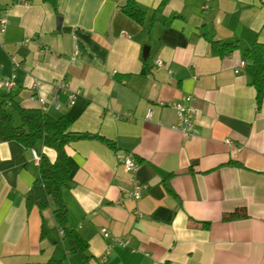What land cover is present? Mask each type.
<instances>
[{"label": "crops", "instance_id": "0c3cea01", "mask_svg": "<svg viewBox=\"0 0 264 264\" xmlns=\"http://www.w3.org/2000/svg\"><path fill=\"white\" fill-rule=\"evenodd\" d=\"M128 1L58 0L54 9L44 0H0L8 13L0 80L15 75L12 102L42 110L44 98L49 116L118 147L82 140L67 148L73 180L63 199L70 226L88 243L86 261L69 253L53 209H27L39 176L33 150L1 143L0 264H46L57 243L63 264H264V103L258 110L239 69L244 52L264 44V0H169L158 11L163 0H134L147 14L142 25L121 11ZM212 41L239 48L216 57ZM62 82L56 108L53 85ZM186 96L198 110V134L189 138L172 129L178 114L169 106ZM35 151L56 159L42 144ZM126 155L140 165L134 174L121 162ZM134 181L149 186L137 202L128 195ZM241 210L246 218L223 220Z\"/></svg>", "mask_w": 264, "mask_h": 264}, {"label": "trees", "instance_id": "16d2710c", "mask_svg": "<svg viewBox=\"0 0 264 264\" xmlns=\"http://www.w3.org/2000/svg\"><path fill=\"white\" fill-rule=\"evenodd\" d=\"M54 9H57L58 0H44ZM169 0H163L157 11L165 6ZM121 11L135 23L142 25L147 19V14L134 0H129ZM156 21L155 15L151 19L152 25ZM239 48L238 44L221 41L211 42L212 55L225 58ZM246 71L250 85L256 91V104L260 110L264 103V44L255 43L244 52ZM11 95H6L0 100V144L16 142L28 150H36L39 144L56 153V159L51 162L45 155H41L39 162V176L34 181L31 190L26 195L28 211L33 208L40 213L53 207V216L57 226L62 232L63 239L68 243L70 254L81 253L84 259L88 251V243L82 235L70 226L68 208L63 199L64 190L68 189L73 180V168L70 164L67 148L78 141L96 140L113 151L118 147L112 140L98 134L77 133L72 130V123L66 117L55 119L40 109H26L12 102ZM9 102V103H8ZM9 106L14 109L20 124L16 125L15 117L8 111ZM243 210L225 214V222L246 218ZM48 234L47 228L42 224L41 239ZM67 254L57 243L52 257L46 264H63Z\"/></svg>", "mask_w": 264, "mask_h": 264}, {"label": "built area", "instance_id": "2783aa9c", "mask_svg": "<svg viewBox=\"0 0 264 264\" xmlns=\"http://www.w3.org/2000/svg\"><path fill=\"white\" fill-rule=\"evenodd\" d=\"M8 23V13L7 10H2L0 7V33H4L6 31ZM156 65L162 66V62L160 60L156 61ZM246 62L242 61L240 63L241 68H246ZM239 69L236 70V73L239 72ZM15 75H13L10 79L6 80H0V87H2L6 95L12 94L14 88L16 87V81H15ZM34 88L37 89V84L34 85ZM67 84L65 82L62 83H55L53 85L52 90V100L55 104L56 108L60 107V103L57 101V93L61 90H66ZM79 92H75L73 95L70 96V105H72L74 96L77 95ZM37 102L42 105V111H45L44 105L47 103L44 98H37ZM9 103V102H8ZM170 107L174 108V110L178 114V123L172 126V129L179 132L184 138H189L191 136L197 135L198 131L195 127V117L197 115V108L194 105V98L192 96H186L183 98L181 102H175L172 104H169ZM151 111L147 114V119L151 118ZM124 118L127 120H133L134 116L132 113H126L124 115ZM34 154V160L37 165H39L41 156L33 150ZM121 162L125 166L126 170H128L130 173L134 174L139 169V163L130 155L123 156L121 158ZM149 188L147 184H141L137 181H134V188L131 193H129V198L135 202L139 201L142 198L143 193ZM136 215H139V213L136 211ZM102 236L104 238H111L110 233L107 230H102ZM113 241L116 244H119L121 246H125L128 244V241L123 240L122 238L113 237ZM113 248V244L108 245L107 252L105 256L102 257V260L105 262L107 255L110 253L111 249Z\"/></svg>", "mask_w": 264, "mask_h": 264}, {"label": "rangeland", "instance_id": "374dc122", "mask_svg": "<svg viewBox=\"0 0 264 264\" xmlns=\"http://www.w3.org/2000/svg\"><path fill=\"white\" fill-rule=\"evenodd\" d=\"M8 111H9L11 114H13V116L15 117L16 125H19V124H20V121H19V118L17 117V114H16V112L14 111V109L11 108V107H9V108H8ZM51 209H53V207H52Z\"/></svg>", "mask_w": 264, "mask_h": 264}, {"label": "water", "instance_id": "95a60500", "mask_svg": "<svg viewBox=\"0 0 264 264\" xmlns=\"http://www.w3.org/2000/svg\"><path fill=\"white\" fill-rule=\"evenodd\" d=\"M62 18H59V23H61ZM148 54V47L144 49V55L146 56Z\"/></svg>", "mask_w": 264, "mask_h": 264}]
</instances>
